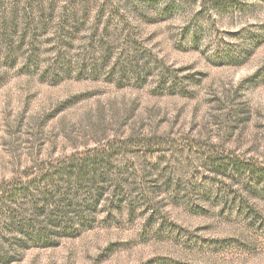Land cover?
Returning <instances> with one entry per match:
<instances>
[{"label":"rangeland","instance_id":"374dc122","mask_svg":"<svg viewBox=\"0 0 264 264\" xmlns=\"http://www.w3.org/2000/svg\"><path fill=\"white\" fill-rule=\"evenodd\" d=\"M169 1L0 0V264H264V0ZM105 147L96 205L31 184Z\"/></svg>","mask_w":264,"mask_h":264},{"label":"trees","instance_id":"16d2710c","mask_svg":"<svg viewBox=\"0 0 264 264\" xmlns=\"http://www.w3.org/2000/svg\"><path fill=\"white\" fill-rule=\"evenodd\" d=\"M244 1L246 0H170L169 7H175L177 5H199L200 11L199 15L202 16L203 13L212 12L216 14H229L236 12L238 9H242L245 7ZM114 151H117L114 153ZM119 150H115V148L112 147H105L101 150L94 152L92 155H89L87 158H73L72 160H68L67 162L60 164L54 170L49 171L48 173H44L37 177L35 180L32 181L31 184H34L36 187L45 188L46 184L49 186L50 184L55 185L53 188L58 186H61L60 184H65L66 187H73L76 186L77 189L80 188V191L86 192V200L83 204V210H85L86 207L94 206L97 202H95V199L97 200L102 196L104 193V189L99 187V189L95 193H90L86 189V183L89 178L97 179L99 176L101 177V174L105 167L112 166L115 163V160L118 156ZM218 164L219 163H215ZM243 169V168H242ZM247 170L255 172L256 170L254 168L249 169L246 167ZM261 171H264L263 168H261ZM49 181H48V180ZM123 181H119L118 187L123 188L122 186ZM88 186V185H87ZM50 188V189H53ZM41 190V188H39ZM46 189H42L44 191H50ZM60 190H65L63 187H61ZM67 191L66 195L63 199H53V205L57 208V214L58 216L52 217L50 225H52V229H54L56 232L61 228V226L65 225L66 231L70 230V234L73 233V225L70 223L68 216H69V209L71 208L70 205L72 202H74L73 197H68L71 195L70 190ZM15 191V193H17ZM52 192V191H51ZM125 190H121L120 195L121 196H127V193H125ZM50 193V192H48ZM33 194V193H32ZM33 196V195H32ZM53 197V196H52ZM54 197H56L54 195ZM120 201V199H119ZM132 207V204H129ZM82 217L86 220H91V217L86 215V211L82 213ZM68 218V219H67ZM45 228V227H44ZM49 229H46L38 234V236L32 237V240H45L47 243H49V240L51 239V231L48 232ZM53 235H55V232H52ZM58 234V233H57Z\"/></svg>","mask_w":264,"mask_h":264}]
</instances>
